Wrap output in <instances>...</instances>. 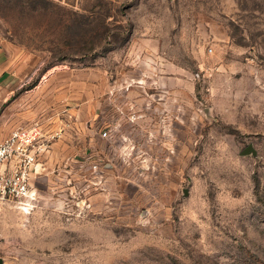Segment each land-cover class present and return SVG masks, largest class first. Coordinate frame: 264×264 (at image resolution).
I'll return each mask as SVG.
<instances>
[{
    "label": "rangeland",
    "instance_id": "1",
    "mask_svg": "<svg viewBox=\"0 0 264 264\" xmlns=\"http://www.w3.org/2000/svg\"><path fill=\"white\" fill-rule=\"evenodd\" d=\"M0 47V141L58 132L3 264H264V0H0Z\"/></svg>",
    "mask_w": 264,
    "mask_h": 264
},
{
    "label": "built area",
    "instance_id": "2",
    "mask_svg": "<svg viewBox=\"0 0 264 264\" xmlns=\"http://www.w3.org/2000/svg\"><path fill=\"white\" fill-rule=\"evenodd\" d=\"M56 133L40 122L21 125L0 141V201L21 209L36 200L35 179L43 172V157Z\"/></svg>",
    "mask_w": 264,
    "mask_h": 264
},
{
    "label": "water",
    "instance_id": "3",
    "mask_svg": "<svg viewBox=\"0 0 264 264\" xmlns=\"http://www.w3.org/2000/svg\"><path fill=\"white\" fill-rule=\"evenodd\" d=\"M241 153L243 155L251 154V153H257V150L252 144H250L245 149H243V151ZM3 263H4L3 258L0 257V264H3Z\"/></svg>",
    "mask_w": 264,
    "mask_h": 264
},
{
    "label": "crops",
    "instance_id": "4",
    "mask_svg": "<svg viewBox=\"0 0 264 264\" xmlns=\"http://www.w3.org/2000/svg\"><path fill=\"white\" fill-rule=\"evenodd\" d=\"M1 59H2V49H1V47H0V61H1ZM5 75V73H2L1 75H0V77H3Z\"/></svg>",
    "mask_w": 264,
    "mask_h": 264
}]
</instances>
